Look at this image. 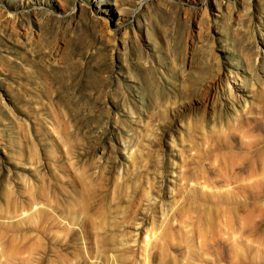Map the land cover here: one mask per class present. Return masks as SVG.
Returning <instances> with one entry per match:
<instances>
[{
	"label": "rangeland",
	"instance_id": "1",
	"mask_svg": "<svg viewBox=\"0 0 264 264\" xmlns=\"http://www.w3.org/2000/svg\"><path fill=\"white\" fill-rule=\"evenodd\" d=\"M0 264H264V0H0Z\"/></svg>",
	"mask_w": 264,
	"mask_h": 264
},
{
	"label": "bare ground",
	"instance_id": "2",
	"mask_svg": "<svg viewBox=\"0 0 264 264\" xmlns=\"http://www.w3.org/2000/svg\"><path fill=\"white\" fill-rule=\"evenodd\" d=\"M15 14H13V15H11V16H8V17H6V19L5 20H7V22H11L12 24H13V26H15V24H14V22H15ZM14 21V22H13ZM103 31H104V33H105V35L107 36V38L108 39H111V40H113L114 39V36L112 35V33H113V30H112V27H111V24H110V22H108V21H106L105 23H104V25H103ZM214 57H216V59H217V56H214ZM213 57V58H214ZM227 77L228 76H226V75H224V81H225V84H226V86L228 87V85H230L229 84V81H228V79H227Z\"/></svg>",
	"mask_w": 264,
	"mask_h": 264
}]
</instances>
